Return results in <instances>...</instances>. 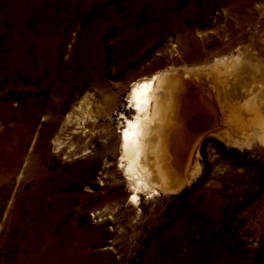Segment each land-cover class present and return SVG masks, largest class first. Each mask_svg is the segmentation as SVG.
I'll return each instance as SVG.
<instances>
[{"label":"rangeland","instance_id":"obj_1","mask_svg":"<svg viewBox=\"0 0 264 264\" xmlns=\"http://www.w3.org/2000/svg\"><path fill=\"white\" fill-rule=\"evenodd\" d=\"M109 2L106 0V9ZM172 10L171 21L151 45L138 48L130 44L125 50L115 51L121 35L118 29L106 33L104 45H93L85 85L72 89V100L63 102L65 111L74 109L87 92L92 116L80 125L84 126L83 137L73 139L77 143L57 132L56 124L51 127L49 109L46 113L41 109L36 116L26 112L20 120L15 114L9 117L11 120L0 118V264H19L17 259L25 239L31 243L34 258L27 264H264V141L247 140L259 129L251 124L242 128L222 125L219 111L212 106L214 123L201 128L190 146L195 148L199 143L200 149L201 166L194 180L175 186L172 191H144L136 202L116 168L118 151L110 147L121 130V122L125 125L117 114L124 102V81L129 74L165 67L189 68L196 54L214 60L247 58L240 66L246 69L250 68L249 62L264 59V0H183ZM131 11L128 8L122 13L117 9L119 16ZM108 17L107 32L112 24ZM83 24L80 14L68 31V50ZM124 58L130 61L126 66L120 65ZM34 64L38 66L37 62ZM74 65L67 55L59 58L53 70L55 76L40 97L42 104L52 98L55 90L63 93L69 80L84 73L82 68L77 69L75 75L67 78L66 73ZM207 70L212 75L202 74L205 96L220 87L221 82L227 84L229 78L217 69ZM96 73L97 79L106 84L103 98L91 90ZM235 78L234 88L225 86L232 90L233 103L248 97L256 88L248 85L245 74L239 73ZM38 81L33 86L13 83L11 89L23 88L27 93L42 84V79ZM23 93L12 97L14 108L24 99ZM236 111L242 121L249 119V113L239 104ZM222 130H227L237 144L230 146L215 136L214 131ZM56 132L61 145L55 151L52 139ZM105 134L109 163L106 177H102L99 168L90 177L75 178L74 167L92 154L91 149L80 151L87 145L86 137ZM43 139L44 150L37 148ZM22 142L25 143L21 145ZM28 158L38 165L34 174L26 177ZM54 206L59 212L56 224L51 231L40 227L35 231L38 237L28 243L26 228L34 223L32 214L50 213ZM60 232L61 239L55 240ZM58 253L62 257L56 259L54 255Z\"/></svg>","mask_w":264,"mask_h":264},{"label":"bare ground","instance_id":"obj_2","mask_svg":"<svg viewBox=\"0 0 264 264\" xmlns=\"http://www.w3.org/2000/svg\"><path fill=\"white\" fill-rule=\"evenodd\" d=\"M179 2L183 0H122V2L111 0L106 9V0H0V118H9L15 114L16 118L20 116L18 118L20 120L26 112L36 116L41 109L42 113H46L49 109L51 127L56 124L57 132L61 131L60 133L71 142L73 139H82L84 126L80 125L91 115V110L88 109L89 100L85 97L87 92L83 100L75 104L74 109L71 107V110L65 111L63 102L68 103L72 100L70 93L72 89L77 90L85 85V80L89 76L90 60L92 61L90 54L93 45L95 44L96 47L104 45L106 33H112L114 29L121 31L114 46L115 51L125 50L130 44L136 47L151 45L163 34L166 25L171 21L172 8ZM128 8L132 11L126 16H119L117 13V9H121L123 13ZM80 14L84 24L74 44L68 50L71 43L68 31L76 24ZM106 16H109L108 19L112 22L109 32L106 31ZM7 26L10 29H6ZM29 47L31 53L28 52ZM65 55L75 64L66 73L67 78L75 75L77 69L82 68L84 73L69 80L63 93L54 89L52 98L42 104L40 97L51 82V78L55 76L53 71L55 64ZM196 55L190 60L192 67H183L184 69L165 67L150 73H132L124 81V102L120 103L117 115L119 120L121 118L125 120V125L121 122V130L115 136V143L110 150L118 151L115 159L116 168L126 181L134 202L137 201L138 194L144 191L154 189L163 192L172 191L175 186L182 187L183 184L194 180L199 172L201 160L199 143L194 148L190 147L191 142L201 128L214 123L213 107L219 111L222 125L242 128L246 124H251L259 129V132L254 135L251 133L247 140L254 141L255 138L260 142L264 141V69L262 68L264 59L257 58L255 62H249L250 68L246 69L240 66L247 58L230 56L214 60L207 56ZM35 62L38 66H35ZM129 62L127 59H121L120 65L126 66ZM98 65L101 68V64ZM207 68L217 69L229 78H225L227 84L221 82L220 87L216 86L212 92H206L205 96L201 80L202 74L209 72ZM239 73L247 76L246 82L250 87L254 85L256 88L248 97L233 103L235 99L232 90L231 92L226 90L225 86L234 88L237 83L235 77ZM211 75L209 72L204 77ZM97 76L98 73L96 78L92 79L91 90L95 91L98 97L103 98L106 94V84L97 79ZM39 78L42 79V84L27 93L23 88L11 89L13 83L19 86L23 84L33 86L34 83L39 82ZM20 92H24V99L20 104H16L17 108H14L12 97L19 95ZM238 104L249 113L246 122L242 121L239 112L236 111ZM52 130L55 129L48 131ZM57 132L52 139L55 151L61 145ZM214 133L230 146L237 144L227 130L214 131ZM73 134L77 135L73 136ZM88 137H86L87 145L84 147L81 145L80 151L91 149L92 154L86 157L83 163L74 167V177L85 179L100 168V174L104 178L106 165L109 164L106 161V150H108L106 134ZM24 143L22 142L21 145ZM45 147V139L38 141L37 148L44 150ZM28 161L29 158L26 159L28 165L24 170L26 177L34 174L33 171L38 165L31 159ZM55 207L50 213L46 212L40 216L32 214L35 218L34 223L28 224L26 228L28 243L38 237L35 231L40 227H45L46 230L50 228L48 230L51 231L52 225L59 219V212ZM61 234L60 232L55 240L61 239ZM23 244L17 259L19 264H27L34 260L31 256V243L27 244L25 239ZM54 256L56 259L62 257L61 253Z\"/></svg>","mask_w":264,"mask_h":264}]
</instances>
